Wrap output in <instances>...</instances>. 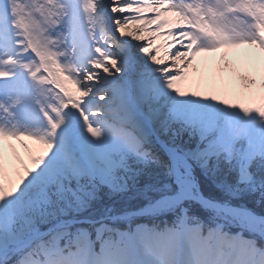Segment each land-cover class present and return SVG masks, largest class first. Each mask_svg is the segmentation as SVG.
<instances>
[{
	"label": "snow or ice",
	"instance_id": "snow-or-ice-1",
	"mask_svg": "<svg viewBox=\"0 0 264 264\" xmlns=\"http://www.w3.org/2000/svg\"><path fill=\"white\" fill-rule=\"evenodd\" d=\"M249 202L264 0H0V264H264Z\"/></svg>",
	"mask_w": 264,
	"mask_h": 264
},
{
	"label": "rangeland",
	"instance_id": "rangeland-1",
	"mask_svg": "<svg viewBox=\"0 0 264 264\" xmlns=\"http://www.w3.org/2000/svg\"><path fill=\"white\" fill-rule=\"evenodd\" d=\"M100 195H101L100 201L94 202L91 205L90 208H92L93 210H91L90 214H98L100 211L102 212L106 207H113L114 210L116 211V210H121V209L126 210V208H132V207L138 206L137 204H139V202L136 200L119 201V200L110 199L104 193H101ZM112 202L113 204H110ZM116 203H119V205H117ZM249 207H256V206L252 205L251 202H249ZM257 208L263 211L261 208L259 207Z\"/></svg>",
	"mask_w": 264,
	"mask_h": 264
},
{
	"label": "trees",
	"instance_id": "trees-1",
	"mask_svg": "<svg viewBox=\"0 0 264 264\" xmlns=\"http://www.w3.org/2000/svg\"><path fill=\"white\" fill-rule=\"evenodd\" d=\"M110 204H113V202L112 203H110ZM117 205H119V203H116ZM138 206H140V204H137ZM138 206H135V207H138ZM135 207H132V208H135ZM250 208H253L255 211H257V212H259V213H261L262 211L261 210H259L257 207H250ZM127 209H131V208H126V210ZM91 210H93L92 208H89V209H85V211H84V213H83V215H89L90 214V212H91ZM124 209H121V210H118L119 212L120 211H123ZM264 211V210H263ZM101 213V211L98 213V214H91V215H94V216H99V214ZM201 213H199V215H200Z\"/></svg>",
	"mask_w": 264,
	"mask_h": 264
},
{
	"label": "bare ground",
	"instance_id": "bare-ground-1",
	"mask_svg": "<svg viewBox=\"0 0 264 264\" xmlns=\"http://www.w3.org/2000/svg\"><path fill=\"white\" fill-rule=\"evenodd\" d=\"M6 143H7V142H6ZM20 154H21V156H24V155H25V154H24L22 151H21V153H20Z\"/></svg>",
	"mask_w": 264,
	"mask_h": 264
}]
</instances>
